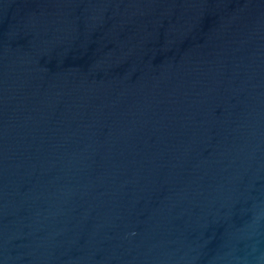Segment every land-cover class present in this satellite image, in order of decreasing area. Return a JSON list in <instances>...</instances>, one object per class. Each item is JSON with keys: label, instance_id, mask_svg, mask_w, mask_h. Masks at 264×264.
<instances>
[{"label": "water", "instance_id": "water-1", "mask_svg": "<svg viewBox=\"0 0 264 264\" xmlns=\"http://www.w3.org/2000/svg\"><path fill=\"white\" fill-rule=\"evenodd\" d=\"M0 264H264V0H0Z\"/></svg>", "mask_w": 264, "mask_h": 264}]
</instances>
